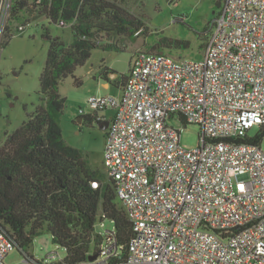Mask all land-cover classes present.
<instances>
[{"label":"built area","instance_id":"1","mask_svg":"<svg viewBox=\"0 0 264 264\" xmlns=\"http://www.w3.org/2000/svg\"><path fill=\"white\" fill-rule=\"evenodd\" d=\"M14 1L0 0V61ZM88 105L80 114L97 123L106 120L99 110H113L105 171L133 237L124 258L103 232L96 258L82 264H264V0H224L202 57L140 51L121 95H91ZM172 120L199 125L196 147L181 144ZM15 248L0 227V264ZM21 252L16 264L64 259Z\"/></svg>","mask_w":264,"mask_h":264},{"label":"trees","instance_id":"2","mask_svg":"<svg viewBox=\"0 0 264 264\" xmlns=\"http://www.w3.org/2000/svg\"><path fill=\"white\" fill-rule=\"evenodd\" d=\"M35 13L50 23L70 27L74 39L66 43L45 29L51 44L40 76L42 102L21 126L6 133L0 147V227L18 249L29 254L25 249L47 228L53 241L67 251L61 264H82L103 241L97 225L110 219L113 228L109 231L123 246L125 258L133 237L132 223L107 172L93 164L89 153L65 139L61 123L67 99L60 84L73 76L80 86L82 80L75 72L95 48L120 49L123 44L115 37L147 34L149 28L143 15L130 13L119 0H15L11 24L27 22ZM12 36H6L4 48ZM208 37L202 39V46L206 47ZM190 45L188 40L162 37L151 51L169 52ZM108 74L104 78L111 83ZM82 117L81 124L93 121L91 116Z\"/></svg>","mask_w":264,"mask_h":264},{"label":"rangeland","instance_id":"3","mask_svg":"<svg viewBox=\"0 0 264 264\" xmlns=\"http://www.w3.org/2000/svg\"><path fill=\"white\" fill-rule=\"evenodd\" d=\"M224 0H119L120 5L130 13L141 16L148 26L147 34L139 33L115 37L113 40L123 44L122 48H95L87 62L79 66L75 76L82 80L77 86L73 76L64 79L60 91L67 99L62 116V129L67 142L89 153L94 165L105 171L104 147L107 130L100 129L98 123L79 124L80 109L90 111L88 98L91 95L107 97L120 96L122 78L127 76L135 56L140 51L154 50L162 37L190 41V48L170 50L169 53L182 58H200L204 52L202 39L211 33L212 21L222 9ZM30 16V15H29ZM33 23L23 32L13 26V36L5 46L0 61V147L4 144L6 133L16 130L41 104L40 76L48 57L51 41L44 33L48 28L52 37L61 36L66 43L74 39L70 27L50 23L47 18L35 13L29 17ZM36 19V20H34ZM108 71L110 85L105 86V72ZM111 73L116 77L111 78ZM115 78L117 80L115 81ZM101 116L109 119L112 109L99 110ZM173 124L182 128L181 144L194 148L199 143L200 127L189 123L183 125L179 120ZM260 132L258 127L249 131L253 136ZM260 145L264 150V134ZM113 228V222L105 219L97 230L105 232ZM25 250L35 258L42 259L51 253L67 255L65 248L58 246L52 234L45 228ZM23 259V253L15 248L6 258L8 264H16Z\"/></svg>","mask_w":264,"mask_h":264},{"label":"water","instance_id":"4","mask_svg":"<svg viewBox=\"0 0 264 264\" xmlns=\"http://www.w3.org/2000/svg\"><path fill=\"white\" fill-rule=\"evenodd\" d=\"M114 77H116V74L112 73L111 74V78H114ZM77 122L79 124H81L83 122V117L79 116L78 119H77ZM98 125H99L100 129L106 131L108 129L109 125H110V121L108 119H106V120H103L102 122H100ZM96 256H97V254H91L89 256V259L90 260H94L96 258Z\"/></svg>","mask_w":264,"mask_h":264},{"label":"crops","instance_id":"5","mask_svg":"<svg viewBox=\"0 0 264 264\" xmlns=\"http://www.w3.org/2000/svg\"><path fill=\"white\" fill-rule=\"evenodd\" d=\"M104 85H105V86H109L110 83H109V82H105Z\"/></svg>","mask_w":264,"mask_h":264},{"label":"flooded vegetation","instance_id":"6","mask_svg":"<svg viewBox=\"0 0 264 264\" xmlns=\"http://www.w3.org/2000/svg\"><path fill=\"white\" fill-rule=\"evenodd\" d=\"M92 123H95V121L93 120ZM97 123V122H96ZM99 124V123H98Z\"/></svg>","mask_w":264,"mask_h":264}]
</instances>
